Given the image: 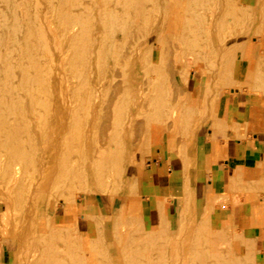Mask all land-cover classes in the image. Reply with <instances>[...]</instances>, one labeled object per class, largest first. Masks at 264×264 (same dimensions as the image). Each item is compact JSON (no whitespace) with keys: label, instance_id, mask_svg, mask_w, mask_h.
<instances>
[{"label":"rangeland","instance_id":"374dc122","mask_svg":"<svg viewBox=\"0 0 264 264\" xmlns=\"http://www.w3.org/2000/svg\"><path fill=\"white\" fill-rule=\"evenodd\" d=\"M176 1L179 2V4H182L183 2V0H175V2L173 1L177 5L178 3H176ZM198 1L196 0V2L201 4V6L197 7V3L195 4V8H198L196 10L200 13H197L196 11V14L205 15L206 12L211 13L212 15L213 13L215 14L213 15V24H211L210 27L205 24V21L198 20L192 22V24L199 26L200 33H198L200 34V37L191 35L193 34V32H186L184 30V24H181V26L180 24H174L176 25L175 29L173 27L174 25L169 28L171 31H168L169 33H167L166 37H164L166 39L160 38V41H158L156 39V33L150 30L147 31V29L150 28L146 23H144V21H142L141 18H139L136 23L137 27H140V29H142L141 39L139 38L140 35L136 37V39H140L136 41V45L140 44V46H142V54L140 55L141 62L138 61V65L140 66L141 70H136L137 76L135 81V89L143 90L146 88L147 77L143 70L150 66V61L148 59L151 56L147 55V53L150 52L151 49L149 51L147 50L149 49V45H151L152 43V49L154 53L153 67H155V71L157 70L156 74L161 76H159L160 80H163L160 82L162 84V87H164L162 88V93H165L164 95L161 94L160 98L163 96L162 100L163 98L164 100H166V97L167 100H169L166 101V113L169 114L170 109L168 108H172L173 105L177 108L179 106L178 111H181H179L178 113L179 119L177 123L178 126L176 125L177 127L174 131L175 136H173L172 138L165 136L162 143L155 142L150 145H147L146 143L149 135L144 136L143 139H140L142 142L141 144L143 146V144L145 143L147 147H137V150L135 151L131 162L133 164L128 163L129 157L127 156L125 150V153H118V155L116 153L115 155L111 154L105 157L103 161V175L105 174L104 177L101 180L96 181L93 175L86 176L83 180H80V184L84 181L80 185L82 189L79 188V190L77 189L74 192L72 191V194L67 193L65 189H63V191H61L62 189L58 191L59 189L55 188V190L52 186V189H50L49 187L50 190L48 188L38 189L39 192H37L33 197L32 192L34 188L27 185V178H25L29 177L27 176L29 175L27 164H29L30 161L27 157L26 160L22 161L19 164L20 166L18 165L20 167L19 171L21 170L22 172H19V181L17 180L20 184L16 183L17 185L15 186H17L18 188L16 187V190H14L12 196L8 198L6 196V193H4L3 190H0V254H3L4 258L1 264H26V262L28 261L27 259H29L28 257H31L32 255H35L36 257L34 256L33 258L35 259L29 261L31 264H38L39 261H42L41 264H55L57 262L54 261L58 260L61 256L63 257H61L63 262L65 261L66 263H62L60 259L61 262H59L58 260V264H132L131 262H129L130 258L140 257L145 259L148 257L149 261L151 260L149 264H152L153 262H155V260L156 262L153 264H171L172 259L170 257V251L171 247L175 244V248L172 247V249H174V255L176 257V260H174L173 264L179 263L178 261L182 256L181 253L183 252V250L186 251V256L188 258L187 261H189L188 263L186 261L187 264H210L211 262V264H219V261L220 264H223L224 262L225 264H242V262L243 264H254L252 258L253 253L249 252L248 248H243L240 233L238 230H236V228H234V221L232 225L231 213L227 212V208L233 211L243 204L249 206L258 204L260 202L262 203V206H264V154L247 159L246 164H240L237 162L234 163L232 165V171L230 174V183L229 186L225 188L224 193L220 192V190H212L207 192L201 189L196 190L193 186L185 185L184 196L181 198L173 199L176 205L175 208L170 207L168 213L165 216H163L162 213L164 211L165 214V208L162 209V212L160 209V221L164 222V229L161 228L160 223L154 228L148 227L144 220L143 211L141 212V215L138 216L140 214L139 212L126 210L123 213L119 209L123 201L127 199H134V204H138V206L143 204L142 195L140 192V180L144 170L147 168V164L158 161L160 164H164L171 169L186 170V172L190 174L189 170L193 171L192 164L194 161V141L197 133L200 130L202 131L204 128L212 130L214 135L217 134V136L221 134H219L220 129H222V131L228 129L232 131L233 137L235 136L240 140H246L248 138L251 139L253 136H257L260 141L264 139V5L260 4L259 0ZM203 1H208L207 3H211L209 4L210 6ZM142 2L143 0H124L123 2H121L120 4H122V7L120 6L119 12H117L119 14H116V16H119L120 14L121 15L119 16V18L115 16V18H117V23L118 21H121V19L123 18L122 16L126 15L127 17V14L128 16L129 14H133L132 9L149 7L148 3L144 4L145 6H142L144 2L149 1L144 0V2ZM174 3H172V5H174ZM203 3H206L208 7ZM186 4L187 0H185L184 5ZM150 7L151 10L154 9L152 5H150ZM201 7H204V9ZM160 13H162V11H156L155 15H159ZM184 16H186L185 18H187V15ZM120 17L122 18L120 19ZM126 17L122 19L123 22ZM57 20L60 21V19H58V16L54 15L52 22L55 34L61 32L62 30V26ZM217 21H220L219 25L221 27L218 25ZM177 26L181 28H178ZM57 27H60L59 29L61 30L57 31ZM210 28L212 32L210 31ZM140 29L138 28L137 31L140 32ZM179 29H181V31ZM205 29L206 31L208 30L209 33L204 34V32H206ZM75 31L73 35L76 33ZM182 31L184 34L181 33ZM178 32H180L181 36ZM185 32L188 34H186ZM58 34L60 35V33ZM168 34L170 36H168ZM171 36H173L174 38ZM193 36L194 38L199 37L200 40H197L195 38L196 41L194 40V42ZM187 37L189 38L187 43H185L184 45L180 43V45L182 46L180 47L179 39L184 38L187 40ZM173 39L176 40L172 42ZM157 41L162 45L158 44ZM197 41H201L199 43V46ZM209 41L210 43H208ZM168 42L170 43V45ZM38 44L39 43L35 40H31L30 49H33L34 47L38 48ZM234 44H237V47ZM238 45L241 46L239 47ZM208 46L211 48L208 49ZM202 48H204L205 50ZM181 49L185 52L181 51ZM189 50L193 52L191 53ZM229 50H231L230 53H228ZM232 51H234V54ZM182 52L184 55H182ZM194 52H196V54ZM260 52H262L263 55L260 54ZM69 54L71 55L70 52ZM165 54H167L168 56H165ZM70 55H68L69 58L71 57ZM193 56L195 58H193ZM226 56H228V59L231 58L229 62H227L228 59L226 58ZM30 57L31 54L28 53L21 60L27 63ZM163 57L166 59H164ZM161 58H163L164 60ZM176 59H179V61ZM173 62H175L176 64H174ZM165 64L166 66L168 65L167 68ZM248 64H250V66ZM212 66L214 67L212 68ZM247 72L251 74H248ZM182 75L184 77H182ZM248 84L252 87L248 86ZM153 97L154 96H149L150 99H154ZM170 100L176 103L177 106L174 103H171ZM211 101H213L214 104L210 103ZM178 103H180L181 105H178ZM140 104H138L137 111H139V113L142 112V115L140 114L141 116L148 114V112L154 113L153 111L158 113V104H155V106L152 105V107L147 102V100L144 99ZM139 108L144 109L143 111H140ZM223 136L225 138V134ZM36 143L34 144V146H36ZM27 148L29 150L31 149L29 147ZM116 156L117 158H115ZM30 158H32V160H36V157L33 158L32 156ZM27 161L29 163H26ZM25 166L26 168H24ZM48 166L51 174L53 173L54 175H56L58 173L59 168L56 162H54V164L51 163ZM116 166L120 169L118 170ZM5 167L6 162L3 158L2 160H0V174L2 176L4 175L3 173ZM22 169L25 170L23 171ZM25 171L27 173H24ZM106 173L108 174L106 175ZM6 180L7 178L3 179V181ZM45 181L46 180L43 181V187L47 185V182ZM27 182L29 183V181ZM24 184L28 187L26 188ZM116 184L117 186H115ZM29 189L31 190L29 191ZM16 191H19V193H21L22 191L26 193L28 192V199L24 198L23 200L19 198ZM15 195L17 196V198ZM31 197L35 200H33ZM20 199L23 200V203ZM27 200L30 201V204L27 203ZM166 203L168 206V200ZM17 205H19L20 208ZM179 205L181 208H179ZM219 205L220 207H225V212H227L224 215V222L221 229H218L212 223V212L214 211L216 206ZM31 206H34V210ZM29 207L31 208L29 209ZM73 207L75 208V210L73 209ZM12 208H14V210ZM18 208L21 210H19ZM16 209H18V211H16ZM27 210L29 211V213ZM15 211L18 213H16ZM19 211L24 213H20ZM136 216H138V218ZM47 221H49L50 223L48 224ZM96 224L98 225V229H96ZM100 224L102 225V228L99 227ZM253 224L254 221L251 222L250 226H254ZM202 227L204 229V235L206 234V237L203 235L205 239L202 238L203 236H199L203 234V231L201 232V230H203ZM162 229L163 231H161ZM198 229L200 230L199 233L201 234L198 233ZM98 231H100L101 235L100 233H97ZM52 233H56L55 236L54 234L51 235ZM43 234L45 236H42ZM196 234L198 235L197 237ZM56 237L58 239H56ZM198 237H201V240ZM69 238L70 240L68 242L67 240ZM59 240L63 241L60 242ZM174 240H176V243L172 245L171 243ZM47 241H50V243ZM97 241L99 242V244H97ZM62 242H68V244L65 243L64 246ZM93 244L95 247L93 246ZM70 245L74 246L71 247ZM59 248L62 250H60ZM63 250H65L66 252L64 251V253ZM138 250H140L139 252H141V255L137 253ZM149 250L151 251V253L149 252ZM160 250H163L164 252ZM45 252H47L46 256L49 260L45 258L42 259V256L46 257L44 256L46 254ZM67 252L69 253V255L67 254ZM210 253H213L212 256L218 254L219 257L218 255H215L216 257L214 256V259L212 256H210ZM132 254H134V256ZM176 254L179 255L176 256ZM187 254H189V256ZM157 256L160 257L158 258ZM141 258L139 259V261L141 260ZM155 258H157L158 260ZM87 259L89 260V262ZM94 259L95 261H93ZM135 263H137V261H135Z\"/></svg>","mask_w":264,"mask_h":264},{"label":"bare ground","instance_id":"6f19581e","mask_svg":"<svg viewBox=\"0 0 264 264\" xmlns=\"http://www.w3.org/2000/svg\"><path fill=\"white\" fill-rule=\"evenodd\" d=\"M123 1L122 0H104V1L103 0H0V160L4 158L6 162V167L3 173L4 177L0 174V190H3L4 193H6V196L8 198H10L14 190H16V187H17L15 186L17 185L16 183L20 184L18 182L19 181L18 175L20 174L19 172H21V170L19 171V168H20L19 164L22 161L26 160L27 157L29 158V161H30V163L28 161L26 162V163H29L27 164L28 165L27 169H28V174H29L27 176L29 177H25V178H27L26 180L29 181V183L26 181L27 185L29 187L34 188L32 192L33 197L36 195L37 192H39L38 189H44V188L49 189V187L50 189H52L51 188L52 186L54 187V189L55 188L59 189L58 191H60V189H62L61 191L65 189L67 193L72 194L75 190L77 189L79 190V188H81L80 185L84 181L80 184L81 182L80 180H83L86 176L93 175L96 181L101 180L104 177L105 174L103 175V167H104L103 161L105 157L111 154L115 155L116 153L118 155V153H122L125 150L127 156L129 157L128 163H131L134 153L137 150V147L138 146L143 147V148L147 147L145 143L143 144V146L141 144L142 142L140 139H143L144 136L149 135L148 136L149 138L146 141L147 145L148 144L150 145L155 142L162 143L164 141L165 136L169 138H172L173 136H175L174 131H175V128L178 126L177 125L178 119H179L178 113L180 110L178 111L179 106L178 108L175 107L174 105L172 108L167 106L169 107L168 109H170V112L169 114L166 113V109H165L167 105L166 101H169V100H167V97L165 98L166 100H164V98L162 100L163 96L160 98L161 94L164 95L165 93L164 94L162 93V90H163L162 88L164 87H162V84L160 82L163 80H160L161 76L156 74L157 70L155 71L154 69L155 67H153L154 66V53L152 49V46H153L152 43L151 45H149V49L147 50L149 51L151 49V51L148 52L150 54L147 53V55L151 56L148 59L150 61V64H149L150 66L147 67L145 70H143V72L145 73L147 77L146 88L143 90L135 89L136 87L135 81H136V76H137L136 70H141L140 66L138 65V61L141 62L140 55L142 54L141 53L142 46H140V44L136 45V41L141 39L142 29H140V27H137L136 23L139 20V18H141L142 21H144V23H146L148 27L150 28V29H147V31L150 30L156 33V39L160 41V38L166 39L164 37H166L167 33H169L168 31H171L169 28L174 24H180V26L181 24L182 25L184 24L183 26L185 28L183 26L182 27L184 28L186 32H190V33L193 32V34L191 35L199 36L200 35L199 26L192 24V22H195L198 20L205 21L206 22L205 24L208 27H210V25L213 24L212 23L214 19L213 15L215 14L213 13L212 15L211 13H208V12H206L205 15L196 14V11H197L196 9L198 8H195L196 6L195 4L199 2L198 0H197L198 2H196V0H187L186 5H184L185 0H183L184 3L182 2V4H179V2L176 1L178 5L174 3L175 0H173L174 2L172 0H146L149 2H144L143 0L144 3L142 2L143 3L142 6L148 3V6H149L148 8L140 7L141 10L138 8L132 9L133 14L131 15L129 14V16L127 14V17L126 15L122 16L123 18L126 17V19H124V22L122 21L123 18L120 17V19L121 18L122 19L121 21H118L117 23L116 19L119 18L121 14L119 16L118 15L116 16V14H119L117 12H119V8L122 5L120 3ZM169 1L174 3V5H172V3ZM203 2H206V1H203ZM199 3L197 7L201 6V4ZM206 3H203V4L206 6L207 4L208 5L211 4V3H207V4ZM259 3L264 5V0H259ZM150 5H152L154 9L151 10ZM201 8L204 9V7H201ZM156 11H162V13L159 14L162 16H159L158 14L155 15ZM197 13H200V12L197 11ZM54 15L58 16V19H60L61 21L60 23V21L57 20L59 24H61L62 30L59 29L60 27L59 28L57 27L56 29L57 31L61 30V32H58L60 33V35L58 33L55 34V30H54L53 22H52ZM184 15H187V18H185L186 16ZM115 16L117 18H115ZM219 23L220 21L218 22V25ZM173 27L175 29L176 25H174ZM177 27L181 28L179 26ZM138 28L140 29V32L137 31ZM179 30L181 31V29ZM74 31L76 33L73 35ZM183 31L181 33H183ZM210 31H211V28H210ZM178 33L180 35V32ZM206 33H209L208 30L204 32V34ZM56 35H59V36H56ZM170 35L168 34V36ZM138 36L140 39H136V37ZM199 37L198 38L195 37V38L197 40H200ZM195 38L193 39V41L195 40ZM31 40H35L36 42H38L39 47L35 48L33 46L34 48L30 49ZM175 40L176 39H173L172 42H174ZM188 40L189 38L187 40L184 38L179 39V46L182 47L180 43L184 45L185 43H187ZM158 41L157 43L162 45ZM201 41H197L198 46ZM194 42H191V43H194ZM197 43H194V44H197ZM208 43H210V41ZM210 48L211 47H209L208 49ZM181 51H184V50L181 49ZM230 51L231 50H229L228 53H230ZM69 52L71 53V55L69 54ZM232 52L234 54V51ZM28 53L31 54V57L30 59H28L26 63L25 61L21 59ZM194 53L196 54V52ZM260 54H262V52H260ZM68 55H70L71 57L69 58ZM166 55L167 54H165V56ZM182 55H184L183 52H182ZM227 57L228 56H226V58ZM193 58L195 57L193 56ZM230 59H228L227 62H229ZM176 60L179 61V59H176ZM173 63L176 64L175 62ZM248 65L250 66V64ZM213 67L214 66H212V68ZM248 74H251V73H248ZM182 77L184 76L182 75ZM249 84L248 86L252 87ZM149 96L150 97L154 96L153 97L154 99H150ZM143 99L147 100V102L151 106L152 105L155 106V104H158L157 105L158 113L153 111L155 114L149 113V112L148 114H145L144 112L145 115L141 116L142 112L139 113L137 109H138V104L143 102ZM170 101L171 103H174L172 102V100ZM210 103H213V101H211ZM174 104L177 106L176 103ZM179 104L180 103H178V105ZM143 109L144 108H141L140 111H143ZM35 143H36V146H34ZM27 147L31 149L29 150ZM32 156L33 158L36 157V160L35 159L32 160V158H30ZM115 158H117V156ZM54 162L58 164V168H59L58 173L56 175H54L53 173L51 174L49 166H48L51 163L54 164ZM24 168H26V166ZM116 168L118 167L116 166ZM119 169L120 168H118V170ZM26 171L24 173H27ZM107 174L108 173H106V175ZM22 177H21V180H22ZM5 178H7V180L3 181V179ZM44 180H46L45 182H47L48 186L45 185L43 187ZM117 184L115 186H117ZM28 186H25V187L27 188ZM30 190L31 189H29V191ZM19 191L18 192L16 191L18 193L17 195L19 198L23 200L24 198H27L28 192L26 193L22 191L21 193H19ZM23 200H21L22 203H23ZM133 200L132 199L124 200L121 206L119 207V209L123 213L126 210L139 212L140 214L138 216H140L141 212L143 211L142 210L143 207L142 205L138 206V204H134ZM29 202L30 201L27 200L28 204H30ZM159 202H160V209L162 212V209H164V203L161 204V200ZM31 207H33V210H34V206H31ZM31 207H29V209ZM12 209L14 210V208ZM18 209H16V211H18ZM73 209L75 210L74 207ZM20 213H24V212H20ZM162 213H163V216H165L164 211ZM13 214H14V211H13ZM19 215H22V214H19ZM138 216L136 217L138 218ZM254 219L256 220V218ZM47 222L48 224L50 223L49 221ZM249 224H251V222ZM160 225H161V228L164 229L163 227L164 222L160 221ZM253 225L254 226L256 225L264 226V221L262 222H260V220L254 221ZM95 226L97 227L96 229H98V225L96 224ZM99 227L102 228V225L100 224ZM163 229L161 231H163ZM199 229H198V233L201 230ZM201 232L203 234L199 233L201 234L199 236L204 235V229L201 230ZM97 233H100V231H98ZM53 234L54 233H52L51 235ZM197 234H196V237L198 236ZM42 236H45V235L43 234ZM204 236L206 237V234ZM204 236L202 238L205 239ZM198 238H200L201 240V237H198ZM56 239L58 238L56 237ZM69 240L70 238L67 241L69 242ZM175 241L176 240L172 241L171 244L172 245L175 244L176 243ZM195 241H198V240H195ZM47 242L50 243V241H47ZM68 242H65V243L68 244ZM65 243H63L64 246H65ZM97 244H99L98 241H97ZM174 246H176V244L173 245L172 247L175 248ZM172 247L170 251V254H171L170 257L172 259V263L170 262L171 264H173L174 260H176V257L174 255V249H172ZM150 250L149 252L151 253ZM64 251L65 250H63V252ZM86 251H89V250H86ZM139 251L140 250H138L137 252L138 254L141 253ZM160 251H163V250H160ZM68 252L67 254L69 255ZM45 253L46 254L44 256L47 255V252ZM134 254L132 255L134 256ZM181 254L182 256L180 257V260L178 261L179 263H175V264H187L189 262L187 261L188 258L186 256V251L183 250ZM210 254H209L210 256L213 255V253H210ZM177 255L179 254H176V256ZM187 255L189 256V254ZM215 255H218V254H215ZM34 256L33 255L31 257L26 256L29 258L27 259L28 261L26 262V264L30 263L29 261H31L32 259H35L33 258ZM214 256L212 257L215 259L216 256L215 257ZM61 257L58 259L59 262L62 261V263H66L65 261L63 262L62 260L63 257L62 258ZM91 257H92V253H91ZM43 258L48 259L47 256L46 257L42 256V259ZM140 258H130L129 262H131L132 264H147V263L149 264V262L151 261V260L149 261L148 257L146 259L141 258V260L139 261ZM3 259H4L3 254L2 255L0 254V264L2 263ZM88 259H91V258H88ZM58 260L54 261V262H57L55 264H58ZM93 261H95V259ZM135 261H137V263H135ZM75 262H78V261H75ZM41 263L42 261H39L38 264H41ZM219 264H220V261H219ZM223 264H225V262Z\"/></svg>","mask_w":264,"mask_h":264},{"label":"crops","instance_id":"0c3cea01","mask_svg":"<svg viewBox=\"0 0 264 264\" xmlns=\"http://www.w3.org/2000/svg\"><path fill=\"white\" fill-rule=\"evenodd\" d=\"M219 134L214 135L212 130L206 128L197 133L193 149V171L189 170L190 174L186 170L171 169L158 161L147 164L140 180V192L144 220L148 227L154 228L160 223V200L161 204L164 203L166 215L170 207H176L173 199L184 196L185 185L193 186L196 190H220L224 193L229 186L234 163L246 164L247 159L264 154V139L260 141L257 136H253L251 139L240 140L233 137L232 131L228 129H220ZM227 212L231 213V223L233 225L234 221V228L240 233L243 248L253 253V263L264 264V227L249 224L264 221L262 203L249 206L243 204L233 211L227 208ZM227 212L220 205L212 212V223L218 229L222 228Z\"/></svg>","mask_w":264,"mask_h":264}]
</instances>
